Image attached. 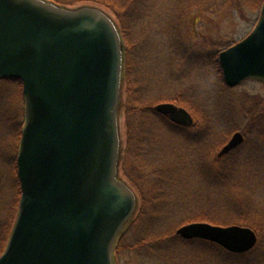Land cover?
<instances>
[{"label": "rangeland", "instance_id": "obj_1", "mask_svg": "<svg viewBox=\"0 0 264 264\" xmlns=\"http://www.w3.org/2000/svg\"><path fill=\"white\" fill-rule=\"evenodd\" d=\"M48 1L105 11L125 44L119 175L139 205L116 247L115 264H264V135L219 157L235 131L264 121V85L250 81L232 89L219 63L221 52L253 30L262 0H102L112 8ZM5 98L15 99V90ZM164 103L186 109L194 126L171 125L155 110ZM4 115L10 120L11 113ZM13 123L2 140L10 146H0L7 179L0 190V256L21 192L11 182L18 146ZM257 143L253 159L249 149ZM193 223L250 228L258 241L252 251L235 255L177 235Z\"/></svg>", "mask_w": 264, "mask_h": 264}, {"label": "water", "instance_id": "obj_2", "mask_svg": "<svg viewBox=\"0 0 264 264\" xmlns=\"http://www.w3.org/2000/svg\"><path fill=\"white\" fill-rule=\"evenodd\" d=\"M125 44L105 11L48 0H0V80L23 83L25 125L17 157L18 214L0 264H115L137 209L119 175ZM229 87L264 82V4L251 33L220 53ZM155 110L181 126L192 115L172 103ZM243 142L236 133L219 157ZM184 240L233 254L257 244L250 228L193 223Z\"/></svg>", "mask_w": 264, "mask_h": 264}, {"label": "trees", "instance_id": "obj_3", "mask_svg": "<svg viewBox=\"0 0 264 264\" xmlns=\"http://www.w3.org/2000/svg\"><path fill=\"white\" fill-rule=\"evenodd\" d=\"M54 1L59 2V3H63V4H67V1H69V0H54ZM81 2H83V3L84 2L85 3H94V4L104 6V7L108 6V8H112L111 4L106 5V3L104 4L103 3L104 1H102V0H98V1L81 0ZM263 3H264V0L261 1L259 8H261ZM116 13H118V12H116ZM124 35H126V34L124 33ZM128 86L130 87V82H129ZM14 90H15V99H6L5 98L6 91H10V94L12 95V92ZM3 107H5L8 111H4L3 114L0 112V120H2V121H0V124H1L0 125V146L3 145L2 140L6 136H9L8 125L9 124L12 125V123L14 122L13 123L14 129L17 128L15 132H16V136L18 137L17 150L15 149V152H16V151H18L19 143H20L21 136H22V130H23V126H24V98H23V84H22L21 80L14 79V78L0 80V111ZM13 108H14V110L17 109V111L14 112ZM5 113H7V115H9L11 113L10 120H8V117L4 115ZM4 144L6 147L10 146V144H6V143H4ZM0 163H1V157H0ZM15 164H17V163H15ZM1 168L2 167L0 165V170H1ZM15 171H16V174L14 173L13 170L11 172V182L14 183L18 187V189L21 191L19 179L15 178L18 174L17 167H16ZM5 178H6V174L4 171L1 170L0 171V190L3 187H7V185H6L7 179H5ZM19 193H20L19 195L21 197V192H19ZM19 200L16 203L15 210H14L16 215L18 212ZM201 242H204V241H201ZM204 243H208V242H204Z\"/></svg>", "mask_w": 264, "mask_h": 264}, {"label": "flooded vegetation", "instance_id": "obj_4", "mask_svg": "<svg viewBox=\"0 0 264 264\" xmlns=\"http://www.w3.org/2000/svg\"><path fill=\"white\" fill-rule=\"evenodd\" d=\"M250 81H252V82H256V83H259V84H262V85H264V83H261V82H259V81H255V80H249V81H245V82H250ZM245 82H243V83H241L239 86H237V87H240L241 85H243ZM237 87H234V88H237ZM233 89V88H232ZM262 117H264V111H261L260 113H259ZM259 115V116H260ZM162 117H164L165 118V120L167 119L168 120V122L171 124V125H173L174 124V126H176V127H178V128H183V129H189V128H191V127H193L194 126V122H193V124L192 125H189V126H181V125H177V124H175V123H173V122H171L170 121V119H169V117H165V116H162ZM24 122H25V120H24ZM248 125H247V127H246V130H243V131H235L234 132V134L232 135V136H234L236 133H240L242 136H243V142L241 143V145H243V143L247 140L248 142H252V138H255V137H257L258 135H264V127H263V124H264V121H261V122H257V121H249L248 123H247ZM202 131H203V129H201L200 130V133L202 134ZM255 136V137H254ZM256 146V147H255ZM259 146H258V143L256 144V145H253L252 147H250V156H252V158L254 159V153L253 152H255L256 150H259V148H258ZM18 152H19V147H18V151H17V155H18ZM16 155V156H17ZM256 158H257V156H255ZM12 157L9 155V160L11 159ZM16 163H17V158H16ZM201 241H204V240H201ZM204 242H206V241H204ZM213 244H215V243H213ZM215 245H217V244H215ZM217 246H219V245H217ZM233 254V253H232ZM246 254V253H245ZM235 255H239V254H235ZM242 255H244V254H242Z\"/></svg>", "mask_w": 264, "mask_h": 264}]
</instances>
